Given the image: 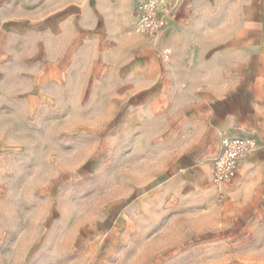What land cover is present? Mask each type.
Instances as JSON below:
<instances>
[{"label": "rangeland", "instance_id": "1", "mask_svg": "<svg viewBox=\"0 0 264 264\" xmlns=\"http://www.w3.org/2000/svg\"><path fill=\"white\" fill-rule=\"evenodd\" d=\"M99 1L118 21L139 0H0V264H264V169L219 187L179 151L178 104L104 117Z\"/></svg>", "mask_w": 264, "mask_h": 264}, {"label": "crops", "instance_id": "2", "mask_svg": "<svg viewBox=\"0 0 264 264\" xmlns=\"http://www.w3.org/2000/svg\"><path fill=\"white\" fill-rule=\"evenodd\" d=\"M138 3L132 16L112 21L113 8L99 1L90 11L106 19L81 23L85 35H98L86 44L90 64L106 69L107 95L118 96L104 117L137 120L161 103L158 114L170 120L178 104L179 151L189 159H212L223 135L253 131L258 149L243 163L264 169V0H178L153 39L134 30Z\"/></svg>", "mask_w": 264, "mask_h": 264}, {"label": "built area", "instance_id": "3", "mask_svg": "<svg viewBox=\"0 0 264 264\" xmlns=\"http://www.w3.org/2000/svg\"><path fill=\"white\" fill-rule=\"evenodd\" d=\"M177 7L178 0H141L135 8L134 30L146 37H156L169 26ZM257 149L258 139L253 131L223 135L212 157L213 181L222 187L235 176L240 162Z\"/></svg>", "mask_w": 264, "mask_h": 264}]
</instances>
